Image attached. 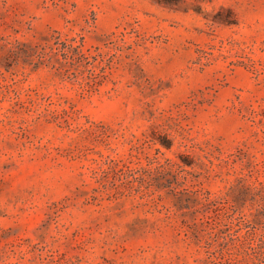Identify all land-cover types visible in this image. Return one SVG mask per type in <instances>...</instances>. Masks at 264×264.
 <instances>
[{
	"label": "rangeland",
	"instance_id": "1",
	"mask_svg": "<svg viewBox=\"0 0 264 264\" xmlns=\"http://www.w3.org/2000/svg\"><path fill=\"white\" fill-rule=\"evenodd\" d=\"M0 264H264V0H0Z\"/></svg>",
	"mask_w": 264,
	"mask_h": 264
}]
</instances>
